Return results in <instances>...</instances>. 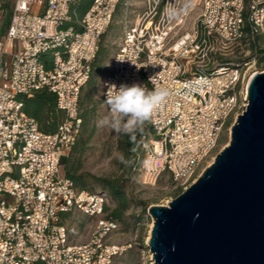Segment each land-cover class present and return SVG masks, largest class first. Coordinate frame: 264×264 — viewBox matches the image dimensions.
I'll return each mask as SVG.
<instances>
[{
  "label": "built area",
  "instance_id": "built-area-1",
  "mask_svg": "<svg viewBox=\"0 0 264 264\" xmlns=\"http://www.w3.org/2000/svg\"><path fill=\"white\" fill-rule=\"evenodd\" d=\"M120 1L94 0L85 16L73 21L75 0H15L0 39V264H113L129 248L107 242L120 230L105 217L108 197L80 191L60 167L81 133V92ZM166 1L157 0L148 26L125 24L121 50L129 51L136 83L171 93L148 122L151 134L140 140L147 186H156L164 174L176 183L192 179L233 115L237 120L247 106V89L242 107L239 100L247 77L243 64L213 67L207 42L255 45L264 36V0H219L214 16H201L200 37L190 43L188 34L161 27ZM210 1L204 0L206 10ZM121 53L114 60L116 73L103 83V103L108 87L117 85V73L126 76ZM199 55L204 64L196 60ZM44 89L55 95L65 115L54 134L43 133L23 109V98ZM76 213L96 220L83 244L71 242L63 222L64 215Z\"/></svg>",
  "mask_w": 264,
  "mask_h": 264
},
{
  "label": "rangeland",
  "instance_id": "rangeland-1",
  "mask_svg": "<svg viewBox=\"0 0 264 264\" xmlns=\"http://www.w3.org/2000/svg\"><path fill=\"white\" fill-rule=\"evenodd\" d=\"M219 0H211L209 3L211 8L207 9L204 5V0H169L163 5L161 11L164 15L161 20V27H175L174 31H180V34H188V42L200 37L201 16L206 14L207 17H212L218 10ZM157 0H121L113 21L107 33L101 40L100 47L103 54L97 62L93 74V82L96 84L93 91V101L96 105L95 113V133L88 144L87 150L83 155H76L73 158L75 167H79L78 174L86 177V188L92 192H105L102 185L96 179H111L117 181L121 185L129 200L131 207L125 214L124 222L120 226L119 232L113 234L107 242L120 246H129L126 252L114 260L113 264H153V254L147 247V241L150 236L151 226L153 224L152 217L148 214V209L151 205H167L171 200L175 199L183 193L193 182H195L204 170L209 166L212 159L219 154L225 146L230 142L231 128L236 122V118L230 119L228 126L224 129L220 141L212 153L211 158L203 162L196 173L187 182H173L168 174H164L156 186H147L142 183V166L144 154L140 146H135V154L132 156L128 153L124 144L126 135H116L106 127H99L98 121L107 115V110L103 103V83L112 76L115 72L114 60L125 45V24L129 27L148 26L155 12ZM15 0H0V39L6 32L4 21L10 18L14 8ZM10 22V19H9ZM170 22V23H169ZM179 24V25H177ZM256 44H249L244 41L240 44L225 43L216 38H211L205 46V52L209 58L214 60L213 67L223 63L242 62L244 71H247L246 80L240 87L239 100L242 101L247 89L248 80L256 72L264 71V62L258 61L260 50L264 52V36H258ZM253 46V48L251 47ZM8 51H12L9 47ZM129 52V51H128ZM122 54L119 57V62L127 66L124 68L126 76L123 73H117V85L136 83L134 77V69L128 64L130 63V54ZM104 59L102 61V59ZM191 53L188 55V62H192ZM204 58L199 55L196 59L200 63ZM256 59V62H255ZM206 61V58L204 59ZM255 62V63H254ZM247 64V65H245ZM101 67V69H100ZM190 68V65H188ZM127 70V72H126ZM88 86L85 87L82 96L89 94ZM246 108L242 107L238 113L241 115ZM143 134H151L147 123L143 127L135 142H139ZM131 144H133L131 142ZM121 157L126 163L121 162ZM109 209L114 208V203L109 200ZM71 242L73 244H83L90 240L91 235L96 226V220L90 219L82 214H73L67 221Z\"/></svg>",
  "mask_w": 264,
  "mask_h": 264
},
{
  "label": "water",
  "instance_id": "water-1",
  "mask_svg": "<svg viewBox=\"0 0 264 264\" xmlns=\"http://www.w3.org/2000/svg\"><path fill=\"white\" fill-rule=\"evenodd\" d=\"M153 264H264V71L230 142L183 193L151 205Z\"/></svg>",
  "mask_w": 264,
  "mask_h": 264
},
{
  "label": "trees",
  "instance_id": "trees-1",
  "mask_svg": "<svg viewBox=\"0 0 264 264\" xmlns=\"http://www.w3.org/2000/svg\"><path fill=\"white\" fill-rule=\"evenodd\" d=\"M94 0H75L71 10L75 12V16H73V21L76 19H82L85 14L89 11L91 6L93 5ZM11 16V15H10ZM10 19V18H9ZM9 19L7 18L4 21V25L8 27ZM68 26V25H67ZM7 29V28H6ZM259 38H256V40ZM102 40V39H101ZM101 44V41H100ZM97 56L93 62V71L90 77V80L86 84L88 86L90 93L87 95L82 96V93L85 87L82 89L81 96H80V117L82 118V130L81 133L74 144V146L65 154L62 155L60 160V167L62 174L73 181L76 188L80 191H86L92 194H104L114 203V208L112 210L109 209L107 205L105 207L106 219L115 221L121 224L124 222L125 214L131 207V201L129 200L124 188L118 184L117 181L111 179H96L92 178L93 180L97 181L100 185H102L103 189L107 191L105 192H92L87 190L86 188V177L82 174H78L79 167H75L73 163V158L76 155H83L90 143L94 133H95V113H96V105L94 104L93 98L94 95L92 94L95 90L96 84L93 82V74L95 71V67L97 62H99L103 51L100 47ZM253 48V46H251ZM258 61L264 62V52L260 50L258 54ZM102 59V58H101ZM104 59H102L103 61ZM48 67L49 61L45 60ZM101 61V60H100ZM223 63V64H227ZM235 64H241L242 62H233ZM101 69V67H100ZM23 102V109L25 113L35 119L40 127V130L45 134H54L56 133L58 126L64 120L65 115L62 111L57 108L56 97L53 93L47 91L46 89L37 92L32 97L28 98L25 97L22 99ZM147 126L149 131L151 132V127L147 122ZM228 126V125H227ZM148 135V134H143ZM140 145L139 142H135V146ZM125 147L128 150V153L131 152L133 156L135 154V150L132 151L134 145L131 144L130 138L125 136L124 139ZM72 216V214H67L63 216V222L66 224V221Z\"/></svg>",
  "mask_w": 264,
  "mask_h": 264
},
{
  "label": "clouds",
  "instance_id": "clouds-1",
  "mask_svg": "<svg viewBox=\"0 0 264 264\" xmlns=\"http://www.w3.org/2000/svg\"><path fill=\"white\" fill-rule=\"evenodd\" d=\"M171 95L167 88L152 90L133 84H112L108 87L104 103L108 109L107 115L98 121L99 127H106L116 135H126L135 150L137 135L143 131L144 125L150 121L153 112L165 104ZM121 162L126 163L123 157Z\"/></svg>",
  "mask_w": 264,
  "mask_h": 264
},
{
  "label": "bare ground",
  "instance_id": "bare-ground-1",
  "mask_svg": "<svg viewBox=\"0 0 264 264\" xmlns=\"http://www.w3.org/2000/svg\"><path fill=\"white\" fill-rule=\"evenodd\" d=\"M256 73H258V72H256ZM256 73H255V74H256ZM249 81H250V80H249ZM248 84H249V82H248ZM214 160H215V158L212 159V161H211V163L209 164V166L213 163ZM151 227H152V226H151ZM148 240H149V239H148Z\"/></svg>",
  "mask_w": 264,
  "mask_h": 264
}]
</instances>
